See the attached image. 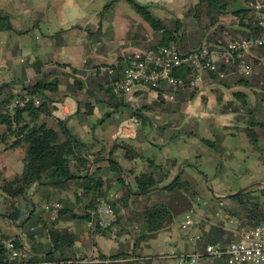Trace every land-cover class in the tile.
<instances>
[{"label": "crops", "instance_id": "crops-1", "mask_svg": "<svg viewBox=\"0 0 264 264\" xmlns=\"http://www.w3.org/2000/svg\"><path fill=\"white\" fill-rule=\"evenodd\" d=\"M111 1L0 0V16L7 17L12 25L11 29H0V87L4 84H12L3 89L4 96L24 93V87L34 83L39 76L44 81H48L49 74L46 71L53 68L55 63L68 64L66 71H72L71 69L75 68L95 73L92 66L114 63L121 56H125L124 49L118 44L119 39L109 37L111 30L118 33L121 24L119 14L108 13L110 19L102 17L105 11L104 6ZM122 1L117 0L115 6H120ZM137 1L155 5L156 13H159L155 15L156 17L163 19L167 16L165 13H160L164 11V6L167 7L163 5L165 0ZM183 1L186 0H166L170 6L176 4L175 6L181 8L185 5ZM86 28H90L95 34L88 33ZM62 31L66 33L61 37L62 43L58 44L59 39L53 37ZM89 56L90 64L88 63ZM40 58L45 64L41 67L42 73L38 74L34 64ZM101 68L106 69L104 66ZM218 88L217 83H211L209 86L197 89L195 98L185 106L184 116L180 123L176 121L172 124L171 121L173 122L175 118L176 120L181 119L182 112H173L168 116L172 115L168 122L174 130L188 127L189 130L195 129L199 136L185 133L179 138L169 139L161 137L155 130L153 131L154 141H151L147 136L142 138L136 129H131L126 125L117 128L110 127L111 123L123 124L126 117L124 118V114L121 115L119 111H116L102 121L107 109L104 106L95 108L89 120H80L84 109H79L77 101L69 94L65 84L60 85L58 92L50 94L55 101V109L52 113L58 119L64 120L73 134L86 142H91L95 138L105 141L108 145L123 141L131 142L142 153L154 158L157 162L174 159L177 165L172 170L173 175L182 174L183 180L187 179L202 196L191 199L188 194L183 193V188L178 190L181 203L177 214L173 217L166 215L162 218L157 229L148 232L147 239L141 241L138 246H135V238L132 235L134 233H125L122 236L108 230L94 233L87 221L73 220L68 217V214L57 217L47 212L43 213V220L47 223L37 224L31 230L39 231L44 226H48L74 233L78 238L74 244L73 253L76 257L83 258V263L97 259L99 252L111 255L123 248L133 253L130 256L133 264H185L178 258L167 254L172 251L188 254V252L203 248L206 246L204 237L209 228L217 224L226 226L227 235L221 240L222 243L228 244L231 240L240 239L241 232L249 228L250 223L243 224L238 220L229 219L230 214L224 209L231 205V201L226 199L221 203L213 202L211 198L214 197L207 185L217 196L228 195V193H234L251 185V188L258 191L264 186L262 185L264 184V163L260 160L258 151L249 149L248 140L241 133L233 135L226 129V126L233 125L236 116L232 109L233 105H230L231 101L234 104V97L230 94H226L225 99L219 97ZM143 92H148L147 95L150 98L158 97L157 91L142 89L124 96L123 100L131 102L135 96ZM98 131L101 133L99 136H97ZM201 138L211 140L214 145L204 143ZM2 149L3 143L0 142V185L4 179L13 178L24 168L20 150L2 151ZM80 159L73 157L69 161L68 167L72 174L82 175L86 170L94 169L93 163ZM147 163L146 159L138 158L133 162L124 157L120 158V167L123 171L124 169L133 170V172L124 174L127 186H131L136 175L148 170ZM104 164L108 165V162L104 161ZM109 181L113 185L108 194L109 198L117 197L120 194L118 189L122 187V184L115 179ZM36 188L37 186L32 187V197L38 201ZM54 195L59 197V191L55 190ZM66 195H70L69 192H66ZM158 197V203L165 202L162 196ZM7 200L9 197L0 187V233L10 237L18 236L26 248L32 251L35 245L38 247L37 244L43 247L48 239L45 236L39 237L38 234L33 237L36 241L29 238L23 224L24 219L20 216L21 212L28 209L27 204L34 209L30 200L16 201L20 208L16 220L10 218L8 212L14 210L6 202ZM43 203L39 205V210L43 209ZM139 203L141 205L142 202ZM134 207L136 204H130V207L123 210V213L126 214L127 209ZM74 210L81 213L83 207L76 206ZM189 211L200 222L198 227L186 230L181 226V222ZM131 217L126 216V219H131ZM193 235H196V241L189 239ZM42 247H39L42 253L40 256H43L45 249ZM201 262L202 264H224L223 260L213 257H204Z\"/></svg>", "mask_w": 264, "mask_h": 264}, {"label": "trees", "instance_id": "trees-1", "mask_svg": "<svg viewBox=\"0 0 264 264\" xmlns=\"http://www.w3.org/2000/svg\"><path fill=\"white\" fill-rule=\"evenodd\" d=\"M126 1L140 17L142 16L155 33L154 39L150 38L152 41H149L147 30L138 23L133 24L128 39L135 50L134 52L155 51L163 45H175L181 52L183 48L187 49L185 43L186 28L183 27L184 24L181 18L174 16L172 20L166 21L155 16V5L144 4L137 0ZM116 2L117 0H112L104 6L103 18L110 19L107 11H110ZM203 2L207 3L210 10L217 7H227L226 0H198L195 5V18L197 19L200 18L199 5ZM224 12L226 11L223 10L220 13L224 14ZM233 13H235L238 20L236 24H219L220 30L213 32L208 40L209 42L220 41L224 43L232 39L249 37L256 33L255 26L252 25V11L249 7L234 10ZM11 27L9 19L0 16V29H11ZM85 30L92 35L95 34L90 28ZM64 33L66 32H58L53 37L59 39L58 44L62 43L61 37ZM203 39L201 44H203ZM134 52L126 53L125 56H121L114 63L92 66L96 71L95 73H89L86 69L77 70L75 68H72V71H66L68 64L55 63L53 68L46 71L49 74L48 81H44L39 76L34 83L24 87V93L36 95L40 99L39 105L33 100H29L25 106L17 108L14 115L8 112L7 105L17 94L4 96L3 89L10 87L12 84H4L0 87V142L3 143L2 151L18 149L24 162V168L20 174L11 179H4L0 185L9 197L6 202L14 210L8 213L10 218L16 220L20 209L16 201L21 199L30 200L34 210L28 219L26 216L31 210L30 204H27L28 209L20 214L24 219L23 224L27 229V235L31 239L37 234L39 237L45 236L48 239L43 247L36 242L38 247L35 245L32 251V249L26 248L25 244L21 242V238H18V236L12 237L16 239L20 249H27L34 254L32 264H133L130 260L133 253L125 251L123 248L111 255H104L99 252L97 259L83 263V258L76 257L73 253V247L78 238L74 233L67 230L62 231L58 227L49 228L48 226H44L39 231H32L31 228H35L37 224L47 223L43 220L45 210H39L38 208L42 202H52L57 199L63 204L57 217L68 214L73 220L80 219L83 222H89L93 220V212L99 199L109 198V191L113 187L109 180L115 179L122 184V187L118 189L120 194L118 193L119 195L113 199L109 198L118 215L117 223L121 226V230L117 232V235L134 233L132 235L135 238V246H138L141 241L147 239L148 232L157 229V225L162 218L166 215L173 217L177 214L181 203V195L177 193L178 190L183 188V193L188 194L191 199L202 196L197 189L190 185L187 179L183 180L182 174L179 176L178 174L173 175L172 170L177 165L176 160L168 159L165 162H157L127 141L112 145H108L105 141L99 139L86 142L73 134L67 128L64 120L58 119L52 113L55 109V101L50 94L58 92L62 84H65L69 94L77 101L79 109H84L81 112L82 115H80L82 121L89 120L94 114L95 108L100 106L107 108L102 121L112 116L116 111L127 109L128 106L131 107L123 98L119 99L112 92L111 84L122 79L123 69ZM256 53L264 56V49H258ZM261 63L262 59L254 57L255 68H259L258 65ZM44 64L45 62L41 58L35 62L34 68L38 74L42 73L41 67ZM101 66L106 67V69H102ZM175 75L189 78L191 70L187 65H184L175 72ZM234 75L238 74H231L225 79H219L217 73H206L204 82L201 85L194 89H190L189 85H186L184 89L176 94L172 107L164 108L165 111L169 113L182 112L181 119L178 118L177 120L180 123L184 116L183 110L187 103L195 98L197 89L206 85L209 86L211 83L228 85V78ZM238 76V82L245 83L253 91L262 86L263 96L260 102L251 104V98L247 93L235 92L232 109L236 116L233 125L226 126V129L233 135L241 133L248 140L249 149L258 151L260 153L259 158L264 163V73L261 72L246 78ZM156 91L158 92V99H162L164 104L167 101L164 99L165 92L171 91L170 88L165 86L163 90ZM24 93L18 95L24 96ZM254 94L257 95V93ZM184 129H175L167 134L165 129L161 128L164 133L160 132V136L169 139L179 138L185 133L199 136L195 129L189 131H184ZM157 131L159 132V130ZM201 140L204 143L214 145L209 139L201 138ZM73 157L90 161L93 163L94 169L86 170L82 175L72 174L68 165ZM119 157H124L133 162L138 158L141 160L146 159L148 162V170L136 175L130 187L126 185L124 174L133 172V170L124 169L123 171L120 167ZM104 161H107L108 165H105ZM35 184H37L38 201L32 197V187ZM158 187L161 188L143 194L146 190ZM55 190L59 191V197L54 195ZM66 192H69L70 195H66ZM145 195H148V202L140 205L138 198L145 197ZM154 195L162 196L165 202L160 204L158 201H151ZM211 200L216 203L226 201L216 200L215 198H211ZM227 200L231 201V205L224 210L230 214L229 219L238 220L243 224L250 223V226L264 223V186L260 187L258 191L250 188L244 193L232 195ZM130 204H136V207L127 209L126 214H124L123 210L125 211V208L130 207ZM76 206L83 207V211L81 213L76 212L74 210ZM126 216L132 217L126 219ZM104 230L106 229H102L95 222L94 233L104 232ZM226 235V226L212 225L204 237V243L207 245L208 243L221 242ZM3 237L10 236L1 232L0 241ZM39 247L45 248L43 256H40L42 253L39 251ZM0 258H5V250L2 247L0 248Z\"/></svg>", "mask_w": 264, "mask_h": 264}, {"label": "built area", "instance_id": "built-area-1", "mask_svg": "<svg viewBox=\"0 0 264 264\" xmlns=\"http://www.w3.org/2000/svg\"><path fill=\"white\" fill-rule=\"evenodd\" d=\"M245 3L252 11L255 34L224 43L204 42L200 49L187 53H182L175 45H163L155 51H136L124 67L122 79L111 84L112 92L122 99L142 89L156 91L168 86L171 91L165 92L166 98L174 100L176 94L186 85H189L190 89L201 85L206 73H217L219 79H225L231 74L245 78L254 75V57L262 60L264 58L256 53V50L264 49V0H245ZM184 65L191 70L189 78L175 75ZM29 100H33L37 105L40 103L36 95H16L7 105L8 112L14 115L15 110L25 106ZM62 206L60 201L54 200L44 202L42 207L45 212L57 216ZM93 215L95 218L88 222L91 228L97 222L102 229L110 232L121 230L117 223L118 215L109 198L99 199ZM199 222L189 211L181 226L186 230L192 229L198 227ZM189 239L197 240L196 235ZM1 247L5 250V258H0V264H32L34 254L27 249H20L16 239L1 238ZM167 255L174 256L185 264H202L204 257L219 258L224 264H264V223L249 226L241 232L240 239L231 240L228 244L208 243L188 254L172 251Z\"/></svg>", "mask_w": 264, "mask_h": 264}, {"label": "rangeland", "instance_id": "rangeland-1", "mask_svg": "<svg viewBox=\"0 0 264 264\" xmlns=\"http://www.w3.org/2000/svg\"><path fill=\"white\" fill-rule=\"evenodd\" d=\"M184 2V7L175 6L176 4H167L166 0L163 1L164 11H161V14H167L165 18H163L166 21L172 20L174 16H177L182 19L183 21V27L186 28V36H185V43L187 44V49L183 48L182 52H190L194 50H198L201 47V42L203 39L204 42H209V38L212 36L213 32L215 30H220L219 24L221 23H227V24H236L237 17L235 16V13H233L234 10L237 9H244L248 6L245 3V0H226L227 7H217L210 10V7L207 6V3H204L199 5V13L200 18H195V12H196V3H198V0H186ZM120 6H115L117 2L114 4V8H112L110 11H107L108 13H118L120 17V27L118 28V33H115L111 30L109 37H117L119 39V46L124 49L125 54L126 53H132L135 51L133 47L130 45V41L128 39L129 37V31L131 30V26L133 24H140L142 25L147 31V34L149 35V41H152L151 39H154L155 33L154 30L151 29L148 24L145 22V20L140 17L133 8H131L130 4L123 0L121 2ZM145 4V3H144ZM123 5V6H122ZM158 9V8H157ZM226 11L224 14H221V11ZM157 10L154 11L155 15L157 16L159 13ZM111 21V20H110ZM217 23V24H215ZM114 33V35H112ZM206 35V37H205ZM151 38V39H150ZM126 49H129L130 51H127ZM261 56V54L259 55ZM264 57V56H262ZM90 56L88 58V63L90 64ZM259 68L256 67V73H264V58L262 60V63L258 65ZM229 84L228 85H219V88L217 90L219 97H224L226 94H230L231 96H234V93L237 91L245 92L247 95L251 98V104H255L256 102H260L263 94V88L262 86L258 89L253 91L250 87H248L243 82H238L239 76L234 75L231 78H228ZM145 90V89H144ZM221 90V91H220ZM141 91V90H140ZM258 91V92H257ZM148 92H143L141 95L135 96V99L131 102H128L125 100V102H128L131 107H127V109H123L122 111H119L121 115L124 114V118L126 119L123 124H110V127L117 128V127H123V125L128 126L131 129H136V132L139 133V135L143 137H148L151 141H154L155 133L153 131L159 130L160 132L164 133V130H161V128L165 129L167 134H170L171 131L173 132L174 129L171 127L170 122H168L169 118V112L165 111L164 108L172 107V103L174 100H169L165 98L167 101L164 102L162 99H158V97L150 98L147 95ZM254 93H257L255 95ZM230 105H233V101L230 102ZM164 109V110H163ZM113 115V114H112ZM171 121V120H170ZM177 120L176 118L171 121V123H175ZM188 127H185L184 130H187ZM189 130V129H188ZM158 132V131H157ZM101 133L98 131L97 136H99ZM157 138V137H156ZM97 138H95L93 141H95ZM148 195H145V197H139V202H148ZM115 197H111L113 199ZM156 199V200H155ZM159 197L154 195L152 197V201H158ZM59 201V200H58ZM137 201V202H138ZM69 217V216H68ZM230 221L227 222V225H229ZM190 253V252H188Z\"/></svg>", "mask_w": 264, "mask_h": 264}, {"label": "water", "instance_id": "water-1", "mask_svg": "<svg viewBox=\"0 0 264 264\" xmlns=\"http://www.w3.org/2000/svg\"><path fill=\"white\" fill-rule=\"evenodd\" d=\"M179 175H180V173H178V176H179ZM37 184H40V183H37ZM37 184H35L34 187H36ZM262 185H264V184H262ZM207 187L209 188L210 193H212V195H213V197H214L215 199H217V200H226V199H228L229 197H231L232 195H238V194H241V193H244V192L248 191V190L252 187V185H251V186H248V187H246V188L240 189V190H238V191H236V192H234V193H228V195H224V196H217L216 193H214L213 189H212L209 185H207ZM160 188H161V187H158V188H151V189H149V190H146L143 194H145V193H147V192H149V191H153V190H155V189H160ZM33 210H34V209H31V210L29 211V213H28V215H27V217H26L27 219H28V217L30 216V214H31V212H32Z\"/></svg>", "mask_w": 264, "mask_h": 264}]
</instances>
